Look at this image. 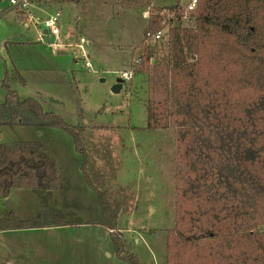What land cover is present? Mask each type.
Instances as JSON below:
<instances>
[{
	"label": "trees",
	"instance_id": "1",
	"mask_svg": "<svg viewBox=\"0 0 264 264\" xmlns=\"http://www.w3.org/2000/svg\"><path fill=\"white\" fill-rule=\"evenodd\" d=\"M121 3L147 7L150 0ZM188 15L193 26H180L178 10L177 24L168 29L167 61H153L149 45L140 50L137 63V71L149 77L147 128L175 132L174 219L166 232L165 263L264 264V0H197ZM161 21L153 12L144 32L162 31ZM13 75L24 84L16 68ZM3 86L0 126L66 131L82 154L80 171L97 195L116 257L143 264L125 249L106 192L88 175L81 138L86 126L46 110L44 98H20ZM61 187L56 160L41 141L0 142V198L16 188ZM70 224L46 210L25 219L10 212L0 218V231Z\"/></svg>",
	"mask_w": 264,
	"mask_h": 264
},
{
	"label": "rangeland",
	"instance_id": "2",
	"mask_svg": "<svg viewBox=\"0 0 264 264\" xmlns=\"http://www.w3.org/2000/svg\"><path fill=\"white\" fill-rule=\"evenodd\" d=\"M178 2L185 0H150V11L162 17L161 39H152L149 46L151 56L160 63L167 61L168 29L177 24L172 12H181L180 26L194 25L183 7L172 9ZM58 4L48 2L35 15L44 19L57 10ZM113 4L114 0H108L105 8L94 4L89 11L85 9L78 27L62 7L57 40L40 37L32 24L24 26L9 0H0V103L5 98V84L20 98H44L45 109L60 114L67 123L85 125L81 138L88 155L87 172L92 184L106 192L111 211L118 218L115 232L121 231L125 249L143 264H166L165 237L174 219L175 132L172 128H147L149 77L137 71L135 63L145 38L144 9ZM77 36L86 40L83 49L75 44ZM86 60L91 64L89 70ZM15 68L24 84L14 78ZM125 71H132L128 81L121 77ZM120 79L121 89L113 92ZM25 140L44 144L56 160L62 187L34 192L12 189L7 197L0 198V218L13 212L25 219L46 210L81 227L0 232V264H55L50 251L55 252L60 264H87V260L97 264L94 254L92 260L86 252L78 255L74 245L59 257L62 244L70 243L62 240L64 233L84 236L83 242L93 247L103 230L111 233L101 224L97 195L80 172L82 154L76 150L74 139L58 128L0 126V142ZM111 234L109 243L113 248ZM103 260L99 256L98 264H112ZM113 264L128 263L115 260Z\"/></svg>",
	"mask_w": 264,
	"mask_h": 264
},
{
	"label": "crops",
	"instance_id": "3",
	"mask_svg": "<svg viewBox=\"0 0 264 264\" xmlns=\"http://www.w3.org/2000/svg\"><path fill=\"white\" fill-rule=\"evenodd\" d=\"M107 1L108 0H30L31 2V11L35 14V11L36 12H41L42 11V8L44 6V4L48 3V2H57L59 3L57 5V10L55 12H51L49 13L48 15H46V17H48L49 15L51 14H54L56 12H62V7L65 8V10H67L66 14L67 16L69 17V19H73L75 21V23L77 24V21L81 15L82 12H86V11H89L94 4L98 5V4H101L104 8L106 7L107 5ZM113 6H117V7H129V6H126L124 4L121 3V0H114V4ZM86 9V11H85ZM144 9V17L146 18V26H147V18L150 14H152V11H150L152 9V6H147V7H143ZM18 11V10H16ZM17 17L20 19H24L23 17V12L19 11V13H17ZM61 15V14H60ZM44 17V18H46ZM39 18H43L41 16H39ZM60 19V18H59ZM21 20V21H22ZM60 21V20H59ZM59 21H58V29H59ZM24 24V23H23ZM24 26H26L24 24ZM145 26V27H146ZM27 27V26H26ZM77 27H78V24H77ZM41 29V30H40ZM36 30L38 31V34L40 37L42 36H48V37H54L55 39H59L60 38V30H59V33L58 35H51V34H44L43 33V27H36ZM80 38V37H79ZM77 40L75 41V44L77 45L78 42H79V39H78V36L76 38ZM161 39V37L159 38ZM8 42H11L10 40ZM16 42V41H15ZM90 43V42H88ZM57 45L60 44V42H57L56 43ZM63 44V43H62ZM85 44V43H84ZM75 45V46H76ZM151 45V44H150ZM6 46V45H5ZM4 46V47H5ZM78 46V45H77ZM157 48V47H156ZM156 48H154V51L156 52ZM140 52V51H139ZM133 53H135V50L133 51ZM153 58V61L156 60V58L152 57ZM132 67V66H131ZM121 89V88H120ZM58 172H59V169H58ZM81 172V171H80ZM82 174V173H81ZM59 180L61 181V175H60V172H59ZM85 181V180H84ZM61 183V182H60ZM62 186V185H61ZM90 189V188H89ZM34 192V191H33ZM79 224H76V225H65V226H57V227H45V228H60L62 227L63 230H65L67 227H69V229H71V227H74V228H78V227H81V226H77ZM100 225V224H99ZM17 230H24V229H17ZM7 231H13V230H7ZM0 232H3V231H0ZM103 234L100 236L98 235L97 238L98 240L95 241V244H94V247L92 244L88 243V244H85L83 242V238L84 236H80V235H72V236H63L64 234H62V240L66 241V242H70L69 244L65 245V244H62V256L59 255V257H63L65 254H66V251H67V247H72L74 245V251H76L78 253V255H82L81 253H88L87 256H91L89 257V259L92 260L93 258V254L95 255L94 256V261L98 264L99 262V256H103L104 260L106 263L107 261H111V263L113 264V262L115 260H117L118 262L120 261L115 255H114V252H112V247L109 243V234L110 232L108 231H104L102 232ZM95 237V236H94ZM73 241V242H72ZM72 242V243H71ZM90 244V245H89ZM94 252V253H92ZM46 256H48V254H46ZM83 256V255H82ZM49 257L51 258H55V264H60V262L56 259L57 255L55 254V252H51L50 251V255ZM88 258V257H87ZM89 260H87V264H92L91 262L88 263ZM122 262V261H121ZM7 264H12L11 261L7 262ZM62 264H64V262L62 261ZM83 264V263H82Z\"/></svg>",
	"mask_w": 264,
	"mask_h": 264
},
{
	"label": "built area",
	"instance_id": "4",
	"mask_svg": "<svg viewBox=\"0 0 264 264\" xmlns=\"http://www.w3.org/2000/svg\"><path fill=\"white\" fill-rule=\"evenodd\" d=\"M186 2V0H185ZM183 2L181 5L186 12L193 10L196 6L197 0H189L187 3ZM10 8L14 10H18L23 12V23L26 26L30 24L34 25L35 27H45L48 30V33L51 35H58V21L60 18L59 12L49 15L48 17L41 19L37 17L30 9L31 2L30 0H9ZM176 12H172L171 16H175ZM161 31L157 32L156 34H151L150 32L145 33V38L142 40L141 45L142 47H147L151 44L152 39H159ZM86 42L84 37L79 38L78 47L83 49V44ZM138 57L135 59V63H138ZM85 67L89 70L91 68V64L89 61H85ZM124 81H128L132 77V71H125L121 75Z\"/></svg>",
	"mask_w": 264,
	"mask_h": 264
},
{
	"label": "water",
	"instance_id": "5",
	"mask_svg": "<svg viewBox=\"0 0 264 264\" xmlns=\"http://www.w3.org/2000/svg\"><path fill=\"white\" fill-rule=\"evenodd\" d=\"M189 0H186V2L185 3H187ZM43 33L44 34H48V30L45 28V27H43ZM122 82V80L120 79V80H118V85H115L113 88H112V91L113 92H119V90H120V87H121V83Z\"/></svg>",
	"mask_w": 264,
	"mask_h": 264
}]
</instances>
